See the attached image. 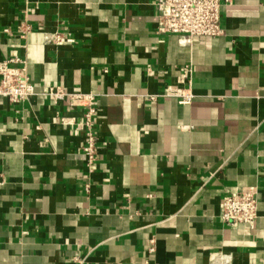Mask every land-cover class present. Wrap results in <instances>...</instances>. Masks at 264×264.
Here are the masks:
<instances>
[{"label": "crops", "instance_id": "crops-1", "mask_svg": "<svg viewBox=\"0 0 264 264\" xmlns=\"http://www.w3.org/2000/svg\"><path fill=\"white\" fill-rule=\"evenodd\" d=\"M227 1L220 37L182 45L156 0H0V63L36 90L0 101V264H264V0ZM187 66L192 103L160 97ZM48 87L97 95L93 171ZM249 189L232 228L221 201Z\"/></svg>", "mask_w": 264, "mask_h": 264}, {"label": "built area", "instance_id": "built-area-1", "mask_svg": "<svg viewBox=\"0 0 264 264\" xmlns=\"http://www.w3.org/2000/svg\"><path fill=\"white\" fill-rule=\"evenodd\" d=\"M227 2V0H156L158 33L178 36L182 45H191L196 37L218 38L223 34L221 16ZM26 32H30V29L27 28ZM52 37L55 42L61 40L59 35ZM47 40L50 42L52 39L48 36ZM192 76V67H184L180 72L179 84L167 87L159 96L176 99L180 105H190L194 99L191 90ZM35 95V85L23 62L14 58L0 63V101L7 100L13 105H19L30 101ZM42 96L54 105L65 102L70 110L83 112V117L79 121L63 117L60 122L64 126L74 127L84 136L83 154L88 168L93 171L99 155L96 130V117L99 115L97 95L68 92L61 87H48L44 89ZM157 97L150 98L155 100ZM258 205L257 192L254 189L238 190L222 199L221 218L232 228L240 226L252 228L258 219Z\"/></svg>", "mask_w": 264, "mask_h": 264}]
</instances>
